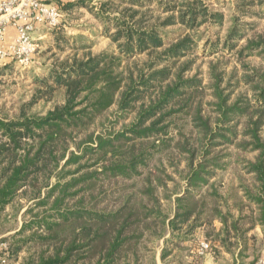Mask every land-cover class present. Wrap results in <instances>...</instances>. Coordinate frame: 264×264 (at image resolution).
Masks as SVG:
<instances>
[{"label": "trees", "instance_id": "trees-1", "mask_svg": "<svg viewBox=\"0 0 264 264\" xmlns=\"http://www.w3.org/2000/svg\"><path fill=\"white\" fill-rule=\"evenodd\" d=\"M90 1L61 6L89 7L115 47L56 61L33 80L28 102L0 108L8 264H184L197 231L210 235L215 219L225 239L247 242L245 232L264 229V69L246 63L237 84L251 93L234 99L214 63L207 82L187 76L194 59H184L205 37L198 28L220 34L226 22L204 0H99L97 10ZM229 21L225 35L210 37L211 54L247 36L237 14ZM177 24L188 31L166 30ZM237 54L264 60V39L248 37ZM55 92L61 102L30 111Z\"/></svg>", "mask_w": 264, "mask_h": 264}, {"label": "rangeland", "instance_id": "rangeland-1", "mask_svg": "<svg viewBox=\"0 0 264 264\" xmlns=\"http://www.w3.org/2000/svg\"><path fill=\"white\" fill-rule=\"evenodd\" d=\"M99 0H94L92 3L93 9L97 10ZM206 2L208 9L220 10L225 14V23L220 34H217V31L210 23L203 24L198 31L203 32L205 37L199 41V45L196 47L195 52L191 53L184 60L194 59L192 64L193 69L187 72V76H192L197 74L198 77L204 79L205 82L208 81V75L210 72V66L212 63L217 65V69L223 73L224 76V85L229 86L233 85L229 90L233 91V99L236 98L241 92H246L250 94L248 88L241 82L240 85L237 83L241 80L242 75L244 74V65H247L253 69H264V60L261 57L254 55L249 58H246L243 61H240L238 58V51L247 43L249 38H262L264 39V6L260 3L261 0H246L248 11L245 14H242V10H239L238 4L241 3V0H204ZM97 4V5H96ZM234 14H237L240 18V24L243 25V29L247 28L246 37H243L239 41V45L234 50L227 49L218 50L216 49L215 53L211 54V39H218L220 35H225L229 27H232V23L229 21L230 17ZM66 26L68 27L65 31L67 34L71 35H83L86 38V45H89L90 48L79 51L78 53L71 48H65V50L59 51L58 49L52 50L53 52L40 56L41 51L44 49L41 48L36 51L33 61L30 65H18L19 74L7 75L0 77V108L9 109V112L14 109L20 108L22 103L28 102L36 89V85L33 83L35 76H44L42 74L43 69H41L42 64L52 65L53 63L62 62L65 58H72L74 56L84 57L89 54H97L102 51L114 48L112 39L109 36L113 33V30L107 32L105 30V25L98 18L84 9L83 11H74L71 17H67ZM213 28V29H212ZM174 29H179L181 32H187L188 28L183 25L177 24L176 26H171L166 28L168 31ZM65 32V34H66ZM198 33V32H197ZM64 34V36H66ZM196 33L194 34V36ZM220 39V38H219ZM53 40L51 43H54ZM47 47V46H46ZM53 54V55H52ZM52 55V56H50ZM59 59V60H57ZM138 61L144 60L143 56H138L136 58ZM133 63V62H131ZM30 71V72H29ZM25 72H28L27 74ZM24 75V77H23ZM62 92H55L53 98L46 102L45 99L39 100L36 104L31 106L30 111L32 112H43L50 108L54 103H59L62 101ZM129 120V119H127ZM224 185L220 186L221 193H228L229 186L231 181L230 174L225 173L222 176ZM204 240V239H199Z\"/></svg>", "mask_w": 264, "mask_h": 264}, {"label": "crops", "instance_id": "crops-1", "mask_svg": "<svg viewBox=\"0 0 264 264\" xmlns=\"http://www.w3.org/2000/svg\"><path fill=\"white\" fill-rule=\"evenodd\" d=\"M1 1L2 0H0V2ZM46 1L61 6L62 4L67 3L69 0ZM89 3L90 6H92L94 0L90 1ZM61 9L63 12V20L60 27L50 28L45 24H40L37 26L36 30L33 33V36L38 40L41 48H45L43 51H41L40 56H45L50 52L52 53V50L54 49H58L59 51H61V48H63V50L68 47L73 49L72 47L74 45L79 47L80 45H82V43L85 42L86 38H84L82 34L71 35L67 34V32L65 31L68 28L66 26L67 17H71L74 11H83L84 9H88V11L91 12L97 19L95 13L86 6H80L71 10L65 9L61 6ZM6 34L7 43H12L17 34L16 28L13 25L7 26ZM64 34L66 36H64ZM53 40H55V42L51 43ZM18 65L19 64L14 60L0 59V77L19 74L20 71L17 69ZM49 66L50 64L48 65V63L41 65V69H43V75L47 74ZM25 73L27 74L28 72ZM36 77L39 76H35L34 79ZM231 211L236 217L238 216L239 211L236 208H232ZM249 212L250 210L245 207L244 213L248 214ZM20 224L21 221H19L18 225L20 226ZM209 229L210 235H207L204 229H199L197 231L195 240L190 243V245L193 247L185 256L184 264H258V259L264 254V229L263 226L259 223L256 224L253 229L245 232V238H248L247 242H245L246 240H242L240 236L238 237L237 235H231L227 239H225L223 223L219 219H215L214 225L210 226ZM199 239L208 240L211 244V249L203 255H199V253L197 252V245H199L200 241H202ZM229 243H232L233 245L229 246Z\"/></svg>", "mask_w": 264, "mask_h": 264}, {"label": "built area", "instance_id": "built-area-1", "mask_svg": "<svg viewBox=\"0 0 264 264\" xmlns=\"http://www.w3.org/2000/svg\"><path fill=\"white\" fill-rule=\"evenodd\" d=\"M63 20L62 10L46 0H2L0 2V59H11L19 65H30L40 44L33 36L40 24L58 28ZM13 25L17 34L7 43V26ZM211 249L208 240L200 241L197 252L203 255ZM10 258L7 241H0V264H8ZM264 264V254L258 259Z\"/></svg>", "mask_w": 264, "mask_h": 264}]
</instances>
